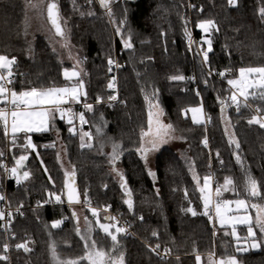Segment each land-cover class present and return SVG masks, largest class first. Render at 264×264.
Instances as JSON below:
<instances>
[{
    "label": "trees",
    "instance_id": "obj_1",
    "mask_svg": "<svg viewBox=\"0 0 264 264\" xmlns=\"http://www.w3.org/2000/svg\"><path fill=\"white\" fill-rule=\"evenodd\" d=\"M57 3L61 16L67 21L68 47H63L65 41L54 35L46 10L43 14L28 11L26 19L25 0H0V54L16 58L12 71L17 91L32 86H64L68 82L63 77V70H72L75 65L70 57L82 61L77 70L82 68L86 73H82V78L87 97H82V105L75 112L85 113L88 123L83 125V130L93 134V148H80L78 119L75 121L77 135L70 134V126L59 119L56 121L58 134L56 131L31 134L37 146L35 151L21 147L23 138L13 147L0 129V151L4 152L0 164L9 156L13 167L16 158L28 155L25 170L31 172L30 180L20 185L10 182L6 188L3 168H0V194L4 196L6 191L9 207L19 209L10 216L9 228L15 238L8 241L9 254L3 253L2 245L7 239L0 231V254L9 257L0 264H52L49 244L53 240L61 257L82 255L83 241L76 234V221L72 218L76 207L92 221L93 238L97 244L109 247L110 238L95 225L96 218L84 203L85 192L91 207L100 210L102 222H114L103 219L107 207L113 216H119L129 225L128 234L120 237L126 264H197V254L201 255L202 264H207L208 253L214 251L219 258L226 250L236 255L240 264H264V247L239 254L234 251L233 237L224 235L229 229H221L216 224L217 234L213 235V225L207 217L199 214L203 211L202 201L190 171L194 165L202 184L211 166L216 183L222 184L225 177H231L242 188L246 168L260 182L264 192V128L247 123L253 115L264 116V102L250 100L251 108L242 107L239 113L229 107L225 114L230 118L226 133L217 100L218 96L223 99L230 95L227 80L238 77L240 68L264 66V20L260 16L264 0H238L237 7L229 6L227 0H113L110 6L116 24L110 22L107 10L100 6L99 0H92L91 4L88 0H76L75 8L72 0H57ZM125 9L127 23L122 35H118L116 27L125 17ZM89 12L94 15H88ZM190 17L197 38L202 42L204 34L197 27L198 23L207 19L216 22L219 31L206 34L212 40L213 49L209 53V64L216 72L231 69L225 78L208 76L207 67L188 52L185 27L188 29ZM129 30L133 48L125 49L123 40L127 39ZM109 57L120 65L117 69L120 100L112 108L96 104L97 97L109 95L107 84L115 70L108 64ZM173 75H183L186 79L172 81L170 77ZM155 90H158L159 103L164 110L162 119L172 123L176 135L184 139L171 141L155 154L151 165L149 161L146 165L135 149L139 144L140 128L147 123L149 105L145 94L151 98ZM85 102L93 105V111L83 108ZM201 102L204 112L211 117L208 129L206 125L193 124L188 114L187 117L182 114L183 109L198 106ZM257 107L261 108L260 113L255 111ZM98 125L103 127V134L99 136L95 127ZM205 136L210 149L202 143ZM230 137L239 141V150L229 143ZM114 142L123 149L115 167L123 173L127 187L131 189L132 210L124 203L128 197L109 162ZM53 143L54 147H45ZM61 146L71 168L75 166L82 197L80 205L58 204L54 197L53 202L45 203L49 199L48 192L61 194L65 201V169L57 158ZM236 154L241 157L243 168L237 162ZM149 169H153L154 177L148 174ZM224 197L235 198L231 193H225ZM2 203L3 200L0 208ZM189 206L196 209L197 216L182 210ZM63 217L68 219L59 229L50 227L53 221ZM81 229L83 231L84 227ZM153 231L158 233L157 237L152 236ZM29 239L34 241L29 245L32 248L30 253L14 247ZM157 243L163 249H171L172 257L160 260L152 253L148 246Z\"/></svg>",
    "mask_w": 264,
    "mask_h": 264
},
{
    "label": "snow or ice",
    "instance_id": "obj_2",
    "mask_svg": "<svg viewBox=\"0 0 264 264\" xmlns=\"http://www.w3.org/2000/svg\"><path fill=\"white\" fill-rule=\"evenodd\" d=\"M73 6H76V0H72ZM113 0H99L101 7L107 10L106 14L110 18V22L116 24L115 16L111 8V3ZM91 4L92 0H88ZM227 4L231 7L238 6V0H227ZM26 5V19L28 11H38L41 14L46 10V18L50 23L51 28L54 29V35L59 37L61 40L65 41L62 45L63 47H68L67 44V34L66 25L67 21L61 16L60 8L57 0H25ZM194 7V6H193ZM81 15L85 13L80 12ZM88 15H94V13L89 12ZM260 16L264 20V8L260 9ZM127 23V9H125V17L119 21L116 27V33L122 35V29ZM198 28L203 30L204 33L210 35L212 30L219 31L216 22L212 19L202 20L197 25ZM185 35L189 40V48L191 50V33L185 27ZM132 33L129 30L127 34V39L123 40V47L125 49H132ZM203 43L207 44V49H204L201 45L199 53L202 54V64L208 69V76H211L212 70L209 64V53L212 52V40L210 38H205ZM55 51V48H53ZM71 58V57H70ZM16 63V58H9L7 55L0 54V70H7L6 72L0 71V129L3 131V135L9 140L13 147L17 146V141L23 138L24 143L21 145L25 150L31 149L36 150L37 146L32 141L31 134L33 133H46L50 131H56L57 134L59 130L56 129L57 119L65 121L70 127L68 132L72 135H77V127L75 121L78 119L80 123L79 138H80V148L92 149L93 144L91 143L93 139V134L83 131V125L88 123L85 119V113L83 111L77 113L73 109L74 104H80L81 97H87V92L85 90V82L82 78L83 69L80 68L76 70L77 67L82 64V61L77 59L73 69L69 70L65 68L63 70V77L66 83L64 86H48V87H29L23 88L17 91L14 87V73L12 71L13 65ZM108 64L111 66L116 64L120 67L111 57L108 58ZM109 71L112 68L109 67ZM239 75L236 78L228 79L227 83L231 86L230 95L226 98L221 99L219 96L217 100L221 106V119L226 125L225 132L227 133V126H230V118L225 114L229 107H234L236 112L239 113L241 108H251L250 100H259L264 102V66L259 67H246L240 68ZM231 72V69H225L219 72L218 75L225 78L227 74ZM86 75V73H83ZM186 78L183 75H173L170 77L172 81H184ZM191 79H195L192 77ZM116 77L113 76L109 83L107 84L108 89L116 88ZM207 85L208 81H204ZM196 95L199 96L200 93L197 90ZM118 99L117 95H110L108 97L109 101H116ZM145 100L148 101V114L146 126H142L139 131V144L135 151L139 154L140 158L147 165L148 158L150 154L160 152L165 146H167L171 141L176 139H184L182 136L176 135V128L172 123H166L162 117L164 116V110L160 106L158 90H155L151 94V98L148 94H145ZM102 98L97 97V103H101ZM111 106V105H110ZM83 108L87 111H93V105L90 103H83ZM257 113L261 112V108L257 107L255 109ZM192 113V123L196 125H206L211 122V117L208 116L203 109V104L197 107H190L182 110V114L187 117V113ZM101 121L103 122V117L101 116ZM249 125L258 124L260 128H264V116L253 115L251 119L247 121ZM96 127V135L103 134L102 126ZM87 138V141L86 139ZM205 147L208 146V140L205 136L202 141ZM229 143L234 144L237 150L240 149V143L233 137L229 138ZM55 144H49L45 147H54ZM101 147H103L101 145ZM122 146L118 143H113L112 153L110 157V164L113 165L112 171L115 172L121 180L120 187L124 189L125 195L128 197L124 200L129 210L133 209L132 192L131 189L127 187V181L122 172H119L115 163L122 155ZM4 156V152L0 151V157ZM37 156L39 153L37 152ZM219 156V153H217ZM59 160V153L57 154ZM28 160V155H20L15 159V166L9 168L7 165L0 164V168H3L5 173L10 177L14 178L17 185L22 184L25 181L30 180L31 172L28 170H23L25 168L24 162ZM236 160L241 164L242 168L244 164L241 160L239 154H236ZM223 163V161H221ZM43 165V161H41ZM63 167V164H61ZM190 171L193 172V179L196 181L197 190L200 193V199L202 201L203 211L199 213L207 217L210 224L213 225V235L217 234L216 224L219 225L221 229L230 228V231H225L224 235L231 236L234 238L235 245L234 251L236 253H247L253 249H260L264 247V192H262V186L255 177L251 175V172L245 168L244 171V184L241 188L236 184V182L231 177H225L222 184L216 183L215 188H213V175L209 174L203 177V183L200 182V177L194 171V165L190 167ZM47 172V168H45ZM150 176H155V173L148 170ZM65 176L71 177L73 183L70 184L67 180L65 181L64 188L67 189V203L71 207L73 204H80V194L77 189L73 186L75 178V166L72 165V171L69 172L65 170ZM51 181V177L49 176ZM106 187V186H105ZM158 193V190H157ZM225 193H231L235 198L229 199L225 198ZM85 200L84 203L87 204L88 210L91 212L92 216L95 217V225L98 226L99 230L102 231L107 238H110L111 244L109 247L105 248L97 244V241L93 238V223L89 220L88 216H84V229L82 231L80 227V217L75 210L72 211V218L76 221V234L83 241L84 252L82 255L74 258H63L61 257L58 246L55 241H51L49 244V252L52 264H126V254L123 250V246L120 243L121 234H128L127 228L120 226L119 221L116 217L106 215L103 217L106 221H115V223H102L99 215L100 210L91 207V201L87 199V192L84 193ZM49 199L45 203L53 202L54 197L55 203L62 204L65 201L62 199L61 194L55 192H48ZM185 197L187 198V191L185 190ZM5 197L0 194V201L4 200ZM256 201V202H254ZM39 203V202H38ZM189 203H191L189 201ZM23 205H21L22 207ZM186 213H190L193 217L197 216L198 213L195 208L189 206L186 209H182ZM254 210L255 214H252ZM19 211V209H17ZM104 211H108L106 207ZM21 215L23 213H20ZM5 212L0 210V220L5 219ZM11 216V213H7ZM68 217H63L62 219H57L51 223L52 229H59L63 224L64 220ZM142 220L143 217L141 216ZM10 223V221H9ZM243 225L246 227V235L241 236L237 231V226ZM114 229V231H113ZM87 233V235L83 234ZM51 236V233H49ZM153 237H157L158 233L156 231L152 232ZM15 238L14 235L12 237ZM30 243L34 241L26 240L22 243H17L14 247L17 250L22 249L25 253H30L32 248L29 246ZM9 244L5 243L2 245L3 253H8ZM152 253H155L161 259L171 253V249L165 248L163 250V255H161L160 244H156L155 247L151 245L148 246ZM9 259L8 255L0 254V261H7ZM179 260V257H176ZM207 264H240L236 255H232L225 251V254L216 257L215 252H210L207 254ZM197 264H201L202 257L200 254L196 255Z\"/></svg>",
    "mask_w": 264,
    "mask_h": 264
},
{
    "label": "built area",
    "instance_id": "obj_3",
    "mask_svg": "<svg viewBox=\"0 0 264 264\" xmlns=\"http://www.w3.org/2000/svg\"><path fill=\"white\" fill-rule=\"evenodd\" d=\"M190 11H192V7L190 6ZM189 27H188V31L191 33V39H192V44H191V50H190V48H189V40H188V37H187V39H186V46H187V49H188V52L190 53V55H191V57L193 58V59H197V60H200V61H202V54H200L199 53V49H200V47H201V45L203 46V48L204 49H206L205 48V45H204V43L200 40V39H198L197 38V35H196V30H195V27H194V24H193V20H192V17H190L189 18ZM116 62V61H115ZM117 64H119L118 62H116ZM113 67H114V71L112 72V75L113 76H115L116 77V81H115V83H116V88L115 89H109V95L106 97V98H103V97H100V98H102V102L101 103H97V101H96V104H103V105H106V106H108V107H110V108H112V107H114L118 102H119V100H120V88H119V80H118V71H117V69H118V67L116 66V64H113L112 65ZM0 71H3V70H0ZM212 77H214L215 79H222V77L221 76H219L218 75V73L219 72H216V71H212ZM231 88V87H230ZM110 95H117L118 96V99L116 100V101H109L108 100V97L110 96ZM81 105H82V102L80 103V104H75V105H73V109H74V111H75V109H80V107H81ZM111 105V106H110ZM206 127H207V129L210 127V125L207 123L206 124ZM208 140V139H207ZM206 148H208V149H210V143H209V141H208V146L206 147ZM4 165H7L9 168H11L12 167V165H11V163H10V158H9V156H7L6 157V159H5V161H4V163H3ZM3 174H4V180H5V187L7 188V186H8V184L10 183V182H13L15 185H16V182H15V179L14 178H10L6 173H5V171H4V169H3ZM209 174H212L213 175V169L211 168V166H210V169H209V171H208V175ZM215 185H216V182L214 181V179H213V188H215ZM4 197H5V199L3 200V203H2V205H1V208H0V210H3L4 212H5V219L4 220H0V222H1V224H2V226L0 227V231H3L4 232V234H5V237H6V239H7V244H9L8 243V241H9V239H11L12 237H13V233L10 231V228H9V221H10V216H8L7 215V213H15V212H17V210L16 209H12L11 207H9V205H8V203H7V195H6V191H5V193H4ZM106 214L107 215H112L113 216V214L108 210L107 212H106ZM114 217H116L117 218V220L119 221V224H120V226H123V227H126L127 228V230L129 231V225L128 224H126L125 222H123L121 219H120V217L119 216H115L114 215ZM115 222V221H114ZM13 239V238H12ZM152 247H155L154 245L152 246ZM163 248H162V246L160 245V252H161V255H163ZM9 252H10V248H9V251H8V254H9ZM157 256V255H156ZM158 257V256H157ZM170 257H172V255H171V253L169 254V255H167V256H164V258L163 259H161L160 257H158L160 260H165V259H168V258H170Z\"/></svg>",
    "mask_w": 264,
    "mask_h": 264
},
{
    "label": "rangeland",
    "instance_id": "obj_4",
    "mask_svg": "<svg viewBox=\"0 0 264 264\" xmlns=\"http://www.w3.org/2000/svg\"><path fill=\"white\" fill-rule=\"evenodd\" d=\"M203 31V30H202ZM203 34H204V38H203V40L205 39V38H208L207 37V33H204L203 32ZM205 45H206V49H207V44L205 43ZM71 60H72V62L73 63H76V61H75V56H71ZM4 72H6L7 70H3ZM238 75H239V73H238ZM231 87V86H230ZM199 106V105H198ZM194 107H197V106H194ZM204 109V108H203ZM189 116H190V118L192 119V113L191 112H188L187 113ZM83 131H85V132H88L87 130H83ZM80 134V133H79ZM86 139V138H85ZM60 163L61 164H63V169H65V170H67V171H69V172H71L72 171V168H71V166L69 165V163H68V160H67V156H66V151L62 148V146H61V149H60ZM155 154L156 153H153V154H150V156H149V164L151 165V163L154 161V157H155ZM151 171H153V169L151 170ZM4 194V193H3ZM76 209V211H77V213H78V215H79V217H80V226L81 227H85V225H84V215H83V210L81 209V208H79V207H76L75 208ZM250 211H252V214L254 215L255 213H253L254 212V210H250ZM102 222V221H101ZM102 223H104V222H102ZM111 223V222H110ZM112 223H115V222H112ZM217 226L219 227V225L217 224ZM220 228V227H219ZM227 229H229V230H231L230 228H227ZM237 231H238V233L243 237V236H245L246 235V227L245 226H243V225H239V226H237ZM234 239V238H233ZM261 249V248H260ZM260 249H253V250H250L249 252H251V251H257V250H260ZM248 253V252H247ZM240 254V253H239ZM242 254H245V253H242ZM201 264H202V261H201Z\"/></svg>",
    "mask_w": 264,
    "mask_h": 264
},
{
    "label": "water",
    "instance_id": "obj_5",
    "mask_svg": "<svg viewBox=\"0 0 264 264\" xmlns=\"http://www.w3.org/2000/svg\"><path fill=\"white\" fill-rule=\"evenodd\" d=\"M100 4V3H99ZM101 6V5H100ZM103 8V7H102ZM50 24V23H49ZM51 26V25H50ZM54 30V29H53ZM27 161V160H26ZM26 161L24 162V164H25V167H26ZM23 170H25V168L24 169H22V171ZM66 180L70 183V184H72L73 183V180H72V178L71 177H66ZM73 186L77 189V191H78V193L80 194V190H79V186H78V180H77V176H76V174H75V178H74V184H73ZM67 189H65L64 188V199H65V202H66V204L68 205V203H67ZM80 199H81V203H82V197H81V194H80ZM80 203V204H81ZM80 204H73L72 206H74V205H80Z\"/></svg>",
    "mask_w": 264,
    "mask_h": 264
},
{
    "label": "crops",
    "instance_id": "obj_6",
    "mask_svg": "<svg viewBox=\"0 0 264 264\" xmlns=\"http://www.w3.org/2000/svg\"><path fill=\"white\" fill-rule=\"evenodd\" d=\"M77 70V69H76ZM81 99H82V97H81ZM75 105V104H74ZM78 122H79V120H78ZM47 133V132H46ZM33 134H43V133H33Z\"/></svg>",
    "mask_w": 264,
    "mask_h": 264
}]
</instances>
